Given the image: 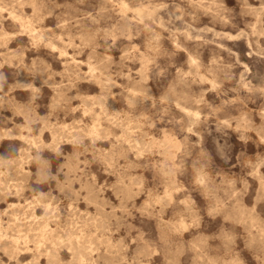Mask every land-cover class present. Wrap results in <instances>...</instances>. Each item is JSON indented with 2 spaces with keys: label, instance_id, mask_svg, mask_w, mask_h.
<instances>
[{
  "label": "rangeland",
  "instance_id": "374dc122",
  "mask_svg": "<svg viewBox=\"0 0 264 264\" xmlns=\"http://www.w3.org/2000/svg\"><path fill=\"white\" fill-rule=\"evenodd\" d=\"M78 243L264 264V0H0V264Z\"/></svg>",
  "mask_w": 264,
  "mask_h": 264
},
{
  "label": "bare ground",
  "instance_id": "6f19581e",
  "mask_svg": "<svg viewBox=\"0 0 264 264\" xmlns=\"http://www.w3.org/2000/svg\"><path fill=\"white\" fill-rule=\"evenodd\" d=\"M143 149V148H142ZM56 217H57V215H55ZM56 221V220H55ZM54 221V222H55ZM13 223V222H12ZM27 223V222H26ZM34 223H37V222H34ZM34 223H28V224H20V225H18V224H16V223H14V225H15V229H14V225H10L9 226V229H14V230H16V231H18L19 233H21L22 231H35V230H37V229H39L40 231H49V229H48V227H49V225L47 224V223H43L44 225H41V224H39L37 227H35L34 228V225H36V224H34ZM56 223V222H55ZM67 226V225H66ZM50 228H52V227H50ZM57 229V228H56ZM42 233V232H41ZM50 234H51V231H50ZM47 235V237H48V234H46ZM37 236V235H36ZM52 236V235H51ZM51 236H49V237H51ZM68 236V235H67ZM70 236V235H69ZM22 237V236H21ZM52 238H54L53 236H52ZM62 238V237H61ZM48 239H50V238H48ZM53 240V239H52ZM86 240V239H85ZM17 241H19V238L17 239ZM48 241V240H47ZM47 241H45V244H46V242ZM42 242V241H41ZM52 242V241H51ZM54 242V241H53ZM75 242V241H74ZM55 244V243H54ZM78 249L76 250V254H75V261L77 262V264L79 263V262H82V261H84L85 260V258H86V255H85V253H84V251L86 250V248H85V250H84V247L83 246H81L80 245V243H78ZM45 246V245H44ZM47 246H48V244H47ZM71 246V245H70ZM72 246H75V245H72ZM85 246V245H84ZM46 247V246H45ZM75 247H77V246H75ZM57 248H58V246H57ZM89 248V247H88ZM40 252V251H39ZM46 254H47V261L48 262H50L51 264H59L60 263V258H59V256L56 254V250H50V251H47V249H46ZM74 256V255H73ZM62 262V261H61ZM75 263V262H74ZM64 264V263H63Z\"/></svg>",
  "mask_w": 264,
  "mask_h": 264
}]
</instances>
